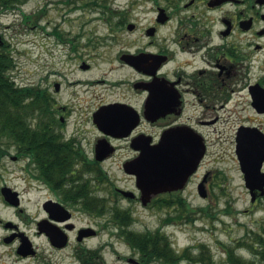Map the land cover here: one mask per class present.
<instances>
[{
  "label": "flooded vegetation",
  "instance_id": "flooded-vegetation-1",
  "mask_svg": "<svg viewBox=\"0 0 264 264\" xmlns=\"http://www.w3.org/2000/svg\"><path fill=\"white\" fill-rule=\"evenodd\" d=\"M89 1L106 33L94 38L75 32L68 39L62 37L67 33L53 31L54 44H68L67 55L79 59L82 70H90L98 58L90 51L108 49L115 52L111 65L129 75L68 81L71 86L106 84L108 96L73 92L61 101L55 96L62 87L58 78L42 89L30 87L29 103L39 116L10 126L0 122V168L9 157L19 181L1 182L0 194L18 212L23 211L25 193L44 196L42 217L34 222L48 251L40 253L15 223L13 242L26 236L30 243L29 252L19 254L22 258H34L36 264H147L146 236L150 231L156 239L157 228H147L142 212L189 208L186 192L193 179L199 196L214 190L211 181L221 168L207 165L210 144L204 127L217 122L220 114L235 112L242 97L264 117L252 105L257 86L264 88V0ZM3 42L0 36V47ZM37 92L42 103L35 98ZM72 113L88 115L85 124H68L66 117ZM241 125L234 128V138ZM153 127L158 130L151 131ZM170 128L199 137L203 152L195 169L179 188L138 186L134 160ZM143 163L141 159V173L147 171ZM254 194L253 202L260 190ZM152 259L151 264H162Z\"/></svg>",
  "mask_w": 264,
  "mask_h": 264
},
{
  "label": "rangeland",
  "instance_id": "rangeland-1",
  "mask_svg": "<svg viewBox=\"0 0 264 264\" xmlns=\"http://www.w3.org/2000/svg\"><path fill=\"white\" fill-rule=\"evenodd\" d=\"M66 1L25 0L18 7L0 10V36L13 63L8 73L16 85L40 89L44 88L48 81L58 78L62 82V87L60 93L55 96L61 101L69 99L73 92L85 96L90 94L108 96L109 90L105 88L106 84L68 85V81L89 82L102 79L110 81L126 78L129 74L125 68L111 65L110 61L115 52H110L108 49L100 47L90 51L89 53L94 57L97 54L98 58L96 56L97 59L91 63L90 70H82L79 67V59L70 60L67 55L68 44L62 46L54 44L56 36L51 34L53 31L67 33L62 37L68 39H71L75 32H82L84 35L91 33L94 38L106 33V27L100 20L96 21V13L91 5H87L90 3L89 0H69L67 3ZM73 55L74 53L71 56ZM237 102L236 107L232 106L236 108L235 112L222 116L220 114L217 122L203 129L209 136L210 144L207 165L214 169L220 167L221 173L216 174V178L211 181L214 190L205 198L196 193L197 179H193L188 185L186 193L189 194L186 195V200L190 205L189 218L192 219L186 220L184 214L181 221L166 222L167 216L176 214V210L167 208L159 209L157 212L148 210L146 213L142 212L141 216L148 229L157 228L165 233L176 251H182L187 245L204 243L209 254H212L215 264H228L223 254L226 246L234 245L251 232H263L264 227V195L255 202L249 201L250 196L244 186L234 152V128L241 123L260 125L264 130V117L256 114L247 98L242 97ZM87 118L88 115L76 116L72 113L66 117V122L70 125L85 124ZM153 130L156 132L158 128L153 127L151 131ZM217 159H220L219 162L215 161ZM3 161V169L0 168V172L3 173L0 184L1 182L11 185L19 183L14 177L15 165L12 160L6 157ZM43 198V194L25 193L23 211L18 212L16 206L6 205L0 194V264H36L34 258H22L16 253V247L20 243L18 240L13 242L12 238L8 242H3L4 237L9 236L13 228L12 225L4 226V222L7 221L16 223L19 230L29 236L40 253L48 251L43 237L35 232L34 222L42 217L40 202ZM118 249L122 250V247ZM122 251L126 252V250ZM196 252V250L192 251V255ZM236 253L245 258L251 257L250 253L241 248H238ZM152 260L147 258V264H151ZM111 264L126 263L112 261ZM162 264L167 263L162 262ZM178 264H188V262L182 260Z\"/></svg>",
  "mask_w": 264,
  "mask_h": 264
},
{
  "label": "water",
  "instance_id": "water-1",
  "mask_svg": "<svg viewBox=\"0 0 264 264\" xmlns=\"http://www.w3.org/2000/svg\"><path fill=\"white\" fill-rule=\"evenodd\" d=\"M257 87V95L253 98L252 105L257 111L264 112V88ZM147 118L152 120L151 117ZM234 139L239 170L243 173L250 201H254L256 198L255 189L260 190V195L264 194V172L260 169L264 162V132L257 126L241 125L237 128ZM199 140L197 135L189 131L170 128L164 131L159 142L148 143L147 147L142 148V152L134 160V165L138 168L135 174L138 186L159 189L165 185L173 184L171 188H179L187 176L193 172L197 161L202 156L203 146ZM141 159L147 164V171L142 173L140 171ZM3 191L4 189L1 191L4 195ZM200 194L204 196L202 193ZM5 198L16 204L10 198ZM6 225L10 226V223L5 222ZM56 230V226H52L51 231L58 234ZM13 236L11 234L5 237L4 241L12 240ZM28 242L25 237L21 238V243L17 248L19 254L25 255L29 252L30 243Z\"/></svg>",
  "mask_w": 264,
  "mask_h": 264
},
{
  "label": "trees",
  "instance_id": "trees-1",
  "mask_svg": "<svg viewBox=\"0 0 264 264\" xmlns=\"http://www.w3.org/2000/svg\"><path fill=\"white\" fill-rule=\"evenodd\" d=\"M25 0H0L2 8L18 7ZM12 59L9 57L8 50L5 46L0 47V122L5 126L13 124H21L28 122L26 117L35 115L29 103L30 87H21L14 83V80L9 75V70L12 68ZM35 98L42 103V98L37 92ZM11 132L10 129H6ZM181 200V198H180ZM168 201L165 200V204ZM182 206V205H181ZM189 208L180 207L176 214L169 215L165 219L166 222H178L183 220V215H186V220L189 218ZM165 222V221H164ZM263 232H251L250 235L243 237L235 242L234 245L226 246L224 249L225 260L228 264H264V227ZM148 232L147 254L148 260L159 258L160 261L167 264H178L181 260L186 259L188 264H215L212 254H209L207 246L204 243H199L188 246L182 251H176L171 245L168 236L165 233L157 230L155 236ZM152 241H155L153 243ZM158 242V245L156 244ZM160 245V246H159ZM159 246L160 248H156ZM238 248H242L251 254V257L245 258L236 253ZM196 250V254L192 255V251Z\"/></svg>",
  "mask_w": 264,
  "mask_h": 264
}]
</instances>
